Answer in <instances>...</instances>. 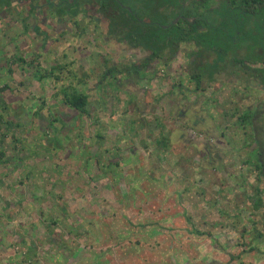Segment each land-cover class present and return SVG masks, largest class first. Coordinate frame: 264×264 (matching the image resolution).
I'll list each match as a JSON object with an SVG mask.
<instances>
[{
    "label": "rangeland",
    "instance_id": "1",
    "mask_svg": "<svg viewBox=\"0 0 264 264\" xmlns=\"http://www.w3.org/2000/svg\"><path fill=\"white\" fill-rule=\"evenodd\" d=\"M31 3L0 5V264H264V88Z\"/></svg>",
    "mask_w": 264,
    "mask_h": 264
},
{
    "label": "trees",
    "instance_id": "2",
    "mask_svg": "<svg viewBox=\"0 0 264 264\" xmlns=\"http://www.w3.org/2000/svg\"><path fill=\"white\" fill-rule=\"evenodd\" d=\"M4 1L0 0V4ZM56 1L61 14L64 10L75 13L86 0ZM123 1L97 0L96 4L109 21L111 36L149 53L144 69L150 61L171 63L181 44L193 43L198 50L192 62L197 87L205 80L213 82L218 76H232L241 70L250 73L264 88V0H218L216 6L212 0H189V7H185L188 0H137L138 5L132 7L136 10L123 8ZM44 3L47 7L55 5L50 0ZM36 6L31 3L30 11H36ZM179 12L197 17V22H170ZM63 95L65 104L87 113L86 95L65 90Z\"/></svg>",
    "mask_w": 264,
    "mask_h": 264
},
{
    "label": "flooded vegetation",
    "instance_id": "3",
    "mask_svg": "<svg viewBox=\"0 0 264 264\" xmlns=\"http://www.w3.org/2000/svg\"><path fill=\"white\" fill-rule=\"evenodd\" d=\"M8 0H6V1H4V2H7ZM9 1H11V0H9ZM39 0H32V3H33V5H35V3H37V6L36 7H38L37 9L38 10H41L42 8H44L45 7V4L46 3H44V0H40V3L38 2ZM119 1V0H118ZM142 2H144L145 0H141ZM50 2L51 3H54L55 5H54V7H49L50 9H57L58 8V6H57V1L56 0H50ZM84 2H94V3H97V0H86V1H84ZM132 2H133V4H132V7H135V4L136 5H138L137 4V0H132ZM212 2H213V4L216 6L217 5V2H218V0H212ZM43 3H44V6H43ZM192 2L191 1H189L188 0V2L186 3V5H185V7H189L190 6V4H191ZM1 5V4H0ZM31 5V4H30ZM122 7L123 8H126V9H128V10H131V9H134V10H136V8H132L131 6H126L125 4H122ZM58 10V9H57ZM167 22H169V19H168V21ZM170 22H172V23H174V24H176V23H182V22H197V17H186V16H184L182 13H176V14H174V18L170 21ZM163 25V24H162ZM163 27L164 28H168L169 27V25H163ZM148 53V52H147ZM149 54V53H148ZM149 57V56H148ZM150 62H153V61H150ZM149 62V63H150ZM147 64V66H148V68H150V64ZM156 63H162V62H156ZM162 64H164V63H162ZM165 65V64H164ZM147 68V67H146ZM147 68V69H148Z\"/></svg>",
    "mask_w": 264,
    "mask_h": 264
}]
</instances>
